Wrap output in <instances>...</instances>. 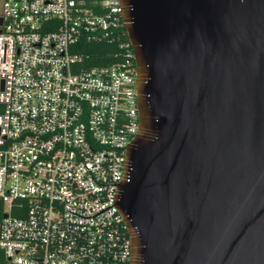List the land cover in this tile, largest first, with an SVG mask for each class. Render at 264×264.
<instances>
[{"label": "water", "instance_id": "1", "mask_svg": "<svg viewBox=\"0 0 264 264\" xmlns=\"http://www.w3.org/2000/svg\"><path fill=\"white\" fill-rule=\"evenodd\" d=\"M140 130L130 264H264V0H121Z\"/></svg>", "mask_w": 264, "mask_h": 264}, {"label": "built area", "instance_id": "2", "mask_svg": "<svg viewBox=\"0 0 264 264\" xmlns=\"http://www.w3.org/2000/svg\"><path fill=\"white\" fill-rule=\"evenodd\" d=\"M122 10L0 2V264H130L118 202L140 130L134 51L90 67L78 51L114 38Z\"/></svg>", "mask_w": 264, "mask_h": 264}, {"label": "trees", "instance_id": "3", "mask_svg": "<svg viewBox=\"0 0 264 264\" xmlns=\"http://www.w3.org/2000/svg\"><path fill=\"white\" fill-rule=\"evenodd\" d=\"M83 55L84 66L109 65L123 60L128 52H133L129 37L121 29L114 38L97 41H83L78 49Z\"/></svg>", "mask_w": 264, "mask_h": 264}, {"label": "rangeland", "instance_id": "4", "mask_svg": "<svg viewBox=\"0 0 264 264\" xmlns=\"http://www.w3.org/2000/svg\"><path fill=\"white\" fill-rule=\"evenodd\" d=\"M2 0H0V2H1Z\"/></svg>", "mask_w": 264, "mask_h": 264}]
</instances>
